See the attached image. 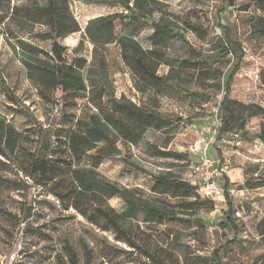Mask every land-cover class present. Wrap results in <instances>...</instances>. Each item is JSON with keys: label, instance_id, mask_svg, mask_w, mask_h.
Returning a JSON list of instances; mask_svg holds the SVG:
<instances>
[{"label": "rangeland", "instance_id": "374dc122", "mask_svg": "<svg viewBox=\"0 0 264 264\" xmlns=\"http://www.w3.org/2000/svg\"><path fill=\"white\" fill-rule=\"evenodd\" d=\"M152 19H163L169 33L160 37L147 19L116 23V37L134 38L145 60L166 82L136 93V77L115 43L93 44L83 29L98 16L128 13L113 0H69L80 31L59 38L65 58H84L86 97L76 105L43 98L28 79L19 41L50 51L48 27L30 21L28 12L46 0H10L0 11V118L18 132L14 153L0 156V264H69L71 246L78 264H154L118 238L97 208L112 215L134 243L165 264H264V35L253 31L264 17V0H160ZM80 43V44H79ZM23 50H28L23 47ZM232 72L230 101L222 98ZM136 89V88H135ZM140 98L166 120L165 128H149L134 146L117 142L97 173L128 189L132 201L148 199L182 220L148 222L139 208L133 218L121 217L122 196L79 193L66 206L45 187L26 178L29 162L42 147L45 157L64 170L91 167L89 151L80 161L70 158L66 134L76 119L96 112L109 99ZM90 97V99H88ZM225 107L219 137L209 156L224 168L219 179L229 201L214 203L197 193L195 207L181 206V197L156 193L153 177L173 174L196 184L199 140L215 109ZM251 107V108H249ZM236 133V136L231 134ZM103 142L98 143V147ZM172 154H163V153ZM63 161V162H61ZM132 163L141 169H133ZM189 213V214H186ZM201 221V222H200Z\"/></svg>", "mask_w": 264, "mask_h": 264}, {"label": "trees", "instance_id": "16d2710c", "mask_svg": "<svg viewBox=\"0 0 264 264\" xmlns=\"http://www.w3.org/2000/svg\"><path fill=\"white\" fill-rule=\"evenodd\" d=\"M9 1L0 0V11ZM113 1L128 13L125 15L123 13H111L91 19L83 29L84 36L93 46L112 42L120 46L123 63L129 67L136 77V84L133 87L136 93H139V90L144 91L151 83L160 84L169 80L168 75H158L155 65L149 61L146 62L145 57L149 52L142 49L134 38L125 35L117 38L114 31L116 23L126 24L125 19H128V22L131 20L137 22L138 19L146 18L155 29L153 35L160 37L163 33H169L170 27L168 24L163 22V19L159 21L152 19L151 15L165 3L160 0ZM69 5V0H46L45 5L35 6L32 12L27 13L30 21L48 27V32L44 34V37L52 41L50 51H44L21 40L19 44L21 50L28 56L27 59L22 60L27 69L28 79L39 94L46 99L52 97L61 99L67 104L76 105L86 97L87 86L82 74V70L86 66V60L84 58H76L72 62H67L64 55L66 47L58 41L59 38H64L71 33L80 31L79 24L69 11ZM253 31L264 35L263 16H258L255 19ZM24 46L28 50H23ZM237 68L238 63L227 77L221 101L225 107L230 101L228 96L230 83L234 75L232 72ZM225 107L221 106L222 112L226 110ZM95 108L97 111L90 113L87 118L76 119L74 127L66 134V148L73 161L78 162L89 151L96 150L91 155V167H69L70 170H64L61 165L45 157L47 147H42L29 162L26 178L43 187L49 184V191L65 206L67 202L69 204L79 193H97L108 198L119 195L127 202V207L122 211L121 217L133 218L138 213V209L142 208L144 220L148 222L182 220V217L169 215L166 210L156 206L155 203L148 199H142L140 202L132 201L127 196L128 189L119 188L115 183L101 177L95 170L104 157H108L111 153L118 150L117 142L119 140L126 142L129 146H134L142 140L149 128H165L166 120L153 107L141 105L140 98L136 100L127 99L124 96L118 99L111 98L109 99V105L97 104ZM231 135L236 136V133ZM259 138L264 144V130L259 133ZM100 142H103V145L98 147ZM17 145V130L0 118V156L14 153ZM163 154L170 155L172 153ZM129 164L133 169L143 171L140 167L132 163ZM153 182L152 189L154 192L167 193L173 197H181L183 200H188L181 203V206H184L187 210L195 207L198 201L197 193L201 194L196 184L173 174L156 175L153 177ZM227 184L225 181L223 186L224 201L225 197L229 201L228 193L226 192ZM97 212L104 217L118 238L124 241L128 247L139 250L141 254L154 264H165L149 251L137 246L112 215L101 208H97ZM65 249L69 264H78L74 249L69 245ZM218 253L219 249L213 251L215 260L220 264Z\"/></svg>", "mask_w": 264, "mask_h": 264}, {"label": "built area", "instance_id": "2783aa9c", "mask_svg": "<svg viewBox=\"0 0 264 264\" xmlns=\"http://www.w3.org/2000/svg\"><path fill=\"white\" fill-rule=\"evenodd\" d=\"M221 112L219 105L206 126L205 134L199 140L200 159L197 169L200 174L196 185L199 187L202 196L214 203L224 201L223 187L219 184L224 168L218 160H214L209 156L208 151L219 137L222 126Z\"/></svg>", "mask_w": 264, "mask_h": 264}]
</instances>
